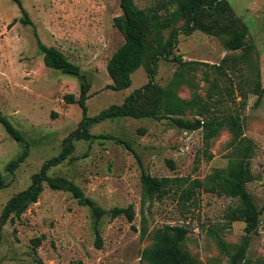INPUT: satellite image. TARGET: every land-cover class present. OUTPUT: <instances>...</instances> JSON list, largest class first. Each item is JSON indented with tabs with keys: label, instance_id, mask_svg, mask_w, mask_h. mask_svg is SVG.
Returning a JSON list of instances; mask_svg holds the SVG:
<instances>
[{
	"label": "rangeland",
	"instance_id": "1",
	"mask_svg": "<svg viewBox=\"0 0 264 264\" xmlns=\"http://www.w3.org/2000/svg\"><path fill=\"white\" fill-rule=\"evenodd\" d=\"M249 29L246 48L225 47L227 34L195 30L180 33L174 54L190 61L182 65L172 58L158 61L155 82L167 85L183 70L179 88L183 98L199 97L185 117L204 118L205 103L212 112L238 114L245 135L255 142L251 170L255 179L247 187L262 210L259 232L253 234L242 264H264V0H228ZM33 24H23L18 4L0 0V110L30 142L28 157L13 172L7 164L23 150L0 120V172L8 185L0 190V217L4 205L26 189L44 162L58 155L64 138L81 123L82 109L66 95L80 96V79L47 66L37 46L35 32L77 63L91 82L88 115L113 104H122L134 89L149 81L145 66L133 74L129 88L109 87L107 63L124 43L114 25L122 13L120 0H22ZM140 7L158 0H135ZM207 19V18H205ZM183 21H181L182 23ZM93 139H74V150L48 174L64 176L79 185L95 205L109 210L133 206L135 218L126 215L99 219L73 193L45 189L21 217L8 220L1 229L0 264H151L144 251L153 245L156 230L165 224L187 227V250L200 264H228L245 234V222L233 220L238 201L212 192L210 177L228 166L232 147L229 127L206 141L204 129L186 130L172 118L118 116L89 126ZM117 138L131 144V149ZM200 178L198 188L184 209L175 186L161 199L145 194L143 176ZM102 246L97 245V232ZM222 238L227 247L219 243Z\"/></svg>",
	"mask_w": 264,
	"mask_h": 264
},
{
	"label": "trees",
	"instance_id": "2",
	"mask_svg": "<svg viewBox=\"0 0 264 264\" xmlns=\"http://www.w3.org/2000/svg\"><path fill=\"white\" fill-rule=\"evenodd\" d=\"M23 14L20 21L23 24H33L28 11L23 6L22 0H13ZM122 13L114 18V25L121 30L125 37L124 43L114 52L107 63V70L112 79L109 87L115 90L129 88L133 83L132 74L141 66H145L149 81L134 89L128 94L122 104H113L101 110L96 115H88L87 100L91 97V82L82 72L81 67L68 59L60 48L45 44L39 34L35 32L37 46L43 53L44 63L52 68L59 69L67 74H72L80 79V96L70 93L65 97L69 103H77L82 109V119L78 128L64 138L62 151L47 159L41 169L32 175V182L17 194H14L4 205L0 217L1 229L8 220L21 217L32 203L39 200L45 189V183L52 189H61L73 193L82 205H88L99 219L109 213L114 218L126 215L129 221L135 218L133 206H115L109 210L95 205L93 200L86 196L83 189L72 180L64 176H52L49 169L62 161L74 150V139H93L105 136L95 135L89 131V126L98 121L118 116H132L135 118L170 117L182 129L196 130L203 128L206 141L217 136L222 128L229 127L232 137L229 146L232 147L230 161L227 167L210 175L212 184L208 189L212 192L225 194L237 199L238 205L233 212V220L245 222V234L237 246L236 251L230 255L228 264H242L248 250L253 234L259 232L262 210L257 206L252 192L247 185L255 179L251 170L252 157L255 155V142L245 135L244 123L238 114L212 112L211 105L205 103L198 112L204 118H187L185 114L195 106L199 97L186 99L180 96L179 88L184 82L185 74L179 69L167 85L155 82L158 61L161 58L170 59L187 65L190 61L182 58L181 54H174L179 41V34H191L195 30L218 35L227 34L225 47L230 50L246 48L245 39L249 33L247 24L236 14L228 0H158L157 3L140 7L135 0H120ZM207 18V19H205ZM181 21H183L181 23ZM264 94V88L259 96ZM0 120L7 132L23 145L19 155L7 164V169L13 172L28 157L30 142L24 133L18 129L11 120L2 114ZM105 137L114 138L112 135ZM131 149V144L117 138ZM8 185L7 179L0 172V190ZM175 186L179 205L184 209L195 197L198 188L204 186L200 178L191 176H176L157 178L150 174L143 176V188L146 195L159 199L166 197ZM188 229L182 225L165 224L158 228L154 234L155 241L147 248L143 256L151 264H200V262L187 250L185 240ZM97 245L102 246V237L97 232ZM219 243L223 249L227 245L222 238ZM78 264H83L81 261Z\"/></svg>",
	"mask_w": 264,
	"mask_h": 264
}]
</instances>
